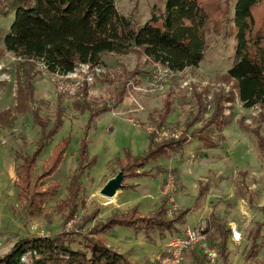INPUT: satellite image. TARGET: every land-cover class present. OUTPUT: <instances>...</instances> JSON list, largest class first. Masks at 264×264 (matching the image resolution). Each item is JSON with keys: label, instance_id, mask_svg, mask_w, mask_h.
<instances>
[{"label": "rangeland", "instance_id": "rangeland-1", "mask_svg": "<svg viewBox=\"0 0 264 264\" xmlns=\"http://www.w3.org/2000/svg\"><path fill=\"white\" fill-rule=\"evenodd\" d=\"M160 1L115 0V6L120 14L142 24L153 12L157 13ZM230 1L228 13L221 16L222 29L215 31L211 25L206 28V49L196 67L171 72L145 58L138 50L103 54L100 64L89 68L93 80L81 83L87 84L85 99L96 105L110 101L122 85L126 91L117 107L96 116L89 127L88 112L80 113L72 106V100L78 98L74 96L78 90L72 95L59 90L58 75L48 73L40 63L35 64L34 99L42 102H26L25 108L32 106L41 118L53 121L56 97L60 95L66 112L53 141L39 156L34 173L41 172L55 144L65 137L69 144L61 165L44 179L45 185L58 183L56 194L45 200L38 213L27 215L17 199L14 180L21 157L31 154L35 148L39 126L33 122L29 110L11 115V122H0V255L7 252L19 236L48 235L65 228L78 231L74 233L75 239L83 233L100 238L134 264H161L169 238L205 220L208 246L217 251V257L211 260L197 245L184 252L180 264H196L192 253L204 264H223L218 253V232L210 223L213 219L228 230L230 224H236L241 232L240 241L235 243L228 231V264L264 262V212L260 209L264 206V150L257 148L256 138L250 131L259 126L264 139V105L243 107L234 82L225 77L233 63L235 45L231 19L234 1ZM13 18V10L0 6V112L15 105L17 85L24 80L20 58L5 51L1 40ZM137 68L141 74L127 79V72ZM216 94L229 97V101L222 102L226 124L219 129H208L217 147L204 148L191 130L208 120L211 109L205 108L196 121L192 118L198 112L197 102H209ZM166 100L170 110L164 125L160 129L153 128V121L164 110ZM186 124H191L189 131L185 130ZM151 130L157 142L168 135L185 136L182 152L150 159L141 167L134 165L128 174L125 171L122 186L113 195L114 200L109 201L110 198L100 194L101 188L122 170L120 160L124 150H130L132 155L145 152L149 143L147 133ZM82 140L87 145V153L81 161L78 149ZM93 156L94 163L89 166L87 162ZM79 165L85 166L79 178L81 190L75 208L68 214L69 207L63 200L67 197L70 177ZM199 191L203 194L197 199ZM164 195L168 196L166 215L169 219L177 209L188 207L190 211L184 221L173 222L171 230L161 229L165 225L150 230L153 241L140 229L142 223L136 230L116 226L102 231L101 226L96 227V223L106 221L110 214L127 213L133 206L141 214L151 213ZM91 213L94 216L90 220ZM258 225L259 233L254 237ZM94 227L97 231L90 234ZM253 237L254 249L245 258Z\"/></svg>", "mask_w": 264, "mask_h": 264}, {"label": "trees", "instance_id": "trees-1", "mask_svg": "<svg viewBox=\"0 0 264 264\" xmlns=\"http://www.w3.org/2000/svg\"><path fill=\"white\" fill-rule=\"evenodd\" d=\"M231 1H234L231 19L235 30V45L233 63L225 72V77L234 82L243 107L264 105V0ZM228 2L229 0H161L157 13L153 12L144 23L136 24L129 16L118 12L115 0H0V6H8L14 12L13 21L1 38L3 49L20 58L19 64L23 67L24 74L23 82L17 85L16 103L0 112V122H11V115L29 110L33 122L39 126L35 148L31 154L21 157L20 169L14 180V185L18 188L17 199L23 204L25 214L38 213L45 200L56 194L58 183L49 182L45 185L44 179L49 178L61 165L69 144L68 137L55 144L45 159L41 172L34 173L39 156L53 141L66 112L60 95L56 97L53 121L41 118L32 106L25 108L26 102H42L34 99L35 64H42L48 73L63 75L73 71L81 63L99 65L103 54H125L138 50L145 58L171 72L196 67L206 49V28L211 25L215 31L222 29L221 16L228 13ZM141 72L138 68L131 73L127 72V79L134 78V75ZM86 89L87 84L83 83L74 95L78 98L72 100V106L80 113L88 112V127L96 116L117 107L126 91L122 85L110 101L95 105L85 99ZM228 98L216 94L209 102H197L198 112L192 118L193 121H196L205 108L211 109L208 120L201 127L191 130L193 137L204 148L217 147L208 129H219L226 124L223 121L222 102L229 101ZM169 110V101L166 100L164 110L153 121V128L160 129L164 125ZM190 128L191 124H186L185 130L189 131ZM250 131L256 138L257 148L263 151L264 139L260 135V127L256 126ZM147 137L149 143L143 154L132 155L130 150L123 151L124 157L120 162L125 174L131 173L134 165L141 167L150 159L180 154L187 139L185 136L175 138L168 135L157 142L154 140L153 130L147 133ZM86 153L87 145L82 140L78 149L81 161ZM94 159L95 156L87 162L89 166L94 163ZM84 167L79 165L70 177L67 197L63 200L69 207L68 214L75 208L81 190L79 178ZM160 170L167 171L163 168L158 171ZM202 194L203 191H199L197 199ZM167 202L168 196L164 195L159 206L147 214H141L136 206L131 207L127 213L114 212L106 221L96 223V227L101 226L102 231L116 226L136 230L139 229L137 225L142 223L140 229L144 230L148 240L153 241L150 230L159 229L163 225L165 226L161 229L171 230L174 228L173 222L184 221L185 214L190 211L188 207L177 209L169 219L166 215ZM260 209L264 212V206ZM210 223L218 232L217 246L222 263L228 264L226 244L230 230L216 220L211 219ZM259 227L260 225L253 233L254 237L258 236ZM90 231V234H94L97 230L94 227ZM75 232L78 233L62 228L59 232L48 235L27 233L19 236L10 249L0 255V264H134L125 254L110 248L100 238L85 236L83 233L79 234V239H75ZM254 237L245 258L254 249ZM191 255L196 264H204L197 254Z\"/></svg>", "mask_w": 264, "mask_h": 264}, {"label": "built area", "instance_id": "built-area-1", "mask_svg": "<svg viewBox=\"0 0 264 264\" xmlns=\"http://www.w3.org/2000/svg\"><path fill=\"white\" fill-rule=\"evenodd\" d=\"M91 65L81 63L75 67L73 71L58 75V89L66 92V94H74L81 86L82 81L91 82L92 74L89 72ZM79 69V71L77 70ZM79 76L81 77L79 79ZM230 237L233 242L238 243L241 238V232L236 224H230ZM199 245L204 254L211 260L217 257V251L208 246L207 224L203 220L192 228H187L184 232L169 238L166 244V251L161 258V264H180L183 254L186 250Z\"/></svg>", "mask_w": 264, "mask_h": 264}, {"label": "water", "instance_id": "water-1", "mask_svg": "<svg viewBox=\"0 0 264 264\" xmlns=\"http://www.w3.org/2000/svg\"><path fill=\"white\" fill-rule=\"evenodd\" d=\"M124 172L120 170L113 178L108 180L101 188L100 194L106 198H112L116 190L122 186Z\"/></svg>", "mask_w": 264, "mask_h": 264}, {"label": "bare ground", "instance_id": "bare-ground-1", "mask_svg": "<svg viewBox=\"0 0 264 264\" xmlns=\"http://www.w3.org/2000/svg\"><path fill=\"white\" fill-rule=\"evenodd\" d=\"M114 200L113 198H110L109 201Z\"/></svg>", "mask_w": 264, "mask_h": 264}, {"label": "crops", "instance_id": "crops-1", "mask_svg": "<svg viewBox=\"0 0 264 264\" xmlns=\"http://www.w3.org/2000/svg\"><path fill=\"white\" fill-rule=\"evenodd\" d=\"M195 225H196V224H193L192 227L195 226ZM196 253H197V252H196Z\"/></svg>", "mask_w": 264, "mask_h": 264}]
</instances>
